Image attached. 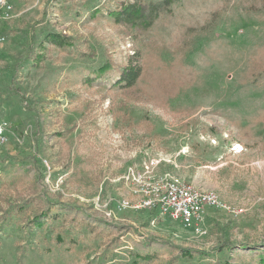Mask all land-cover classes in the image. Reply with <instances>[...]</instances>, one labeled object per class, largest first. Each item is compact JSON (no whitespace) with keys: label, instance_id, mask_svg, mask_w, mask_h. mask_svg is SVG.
I'll use <instances>...</instances> for the list:
<instances>
[{"label":"rangeland","instance_id":"rangeland-1","mask_svg":"<svg viewBox=\"0 0 264 264\" xmlns=\"http://www.w3.org/2000/svg\"><path fill=\"white\" fill-rule=\"evenodd\" d=\"M7 1L0 264H258L264 0H177L144 33L111 16L133 0ZM52 32L70 45L44 43ZM136 52L142 75L120 88ZM150 160L159 163L149 174ZM165 173L229 209H210L199 231L118 209L144 176Z\"/></svg>","mask_w":264,"mask_h":264},{"label":"built area","instance_id":"built-area-1","mask_svg":"<svg viewBox=\"0 0 264 264\" xmlns=\"http://www.w3.org/2000/svg\"><path fill=\"white\" fill-rule=\"evenodd\" d=\"M0 3L8 10H12L7 0H0ZM9 130V123L0 118V145L9 142ZM158 163L157 160L146 162V172L152 173ZM135 174L136 167L130 166L125 179L129 181L131 177H135ZM138 176L143 177L140 174ZM143 180L138 184L136 198L125 197L119 203L118 209L154 211L166 220L179 222L183 227L197 231L202 229V223L210 209H229L217 192L196 189L172 173L159 174L150 182L147 181V176H144ZM242 212L243 210L236 211V213Z\"/></svg>","mask_w":264,"mask_h":264},{"label":"trees","instance_id":"trees-1","mask_svg":"<svg viewBox=\"0 0 264 264\" xmlns=\"http://www.w3.org/2000/svg\"><path fill=\"white\" fill-rule=\"evenodd\" d=\"M176 1L177 0H133L131 3L122 4L116 12H111V16L117 23H128L141 33H144L154 25L162 14L171 13L172 7ZM46 42L60 48H65L67 45H70L67 36L53 32L46 36L44 43ZM37 61L39 63L40 60ZM141 61V55L136 52L131 57L129 64L120 69V79L117 82L120 88H132L137 84L143 72ZM101 71L100 69V72ZM258 264H264V253L259 256Z\"/></svg>","mask_w":264,"mask_h":264}]
</instances>
